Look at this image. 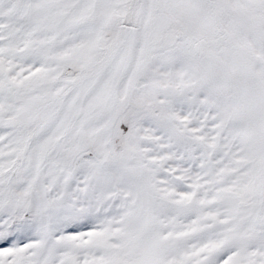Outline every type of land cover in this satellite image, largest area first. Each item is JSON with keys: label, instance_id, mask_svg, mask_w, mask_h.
I'll return each mask as SVG.
<instances>
[{"label": "snow or ice", "instance_id": "snow-or-ice-1", "mask_svg": "<svg viewBox=\"0 0 264 264\" xmlns=\"http://www.w3.org/2000/svg\"><path fill=\"white\" fill-rule=\"evenodd\" d=\"M0 264H264V0H0Z\"/></svg>", "mask_w": 264, "mask_h": 264}]
</instances>
